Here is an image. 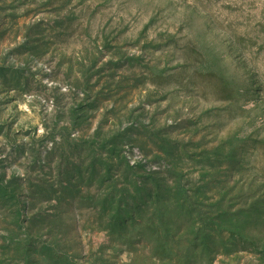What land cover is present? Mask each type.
<instances>
[{
  "label": "rangeland",
  "instance_id": "obj_1",
  "mask_svg": "<svg viewBox=\"0 0 264 264\" xmlns=\"http://www.w3.org/2000/svg\"><path fill=\"white\" fill-rule=\"evenodd\" d=\"M0 187V264H264V0H0Z\"/></svg>",
  "mask_w": 264,
  "mask_h": 264
},
{
  "label": "trees",
  "instance_id": "obj_2",
  "mask_svg": "<svg viewBox=\"0 0 264 264\" xmlns=\"http://www.w3.org/2000/svg\"><path fill=\"white\" fill-rule=\"evenodd\" d=\"M75 152L78 153L79 155L82 154V153H81L82 150H77V151H75ZM77 166H79V167L81 168L83 165H82V163L80 162V163H77ZM80 168H79V169H80ZM0 188H1V189H0V196H2V195L4 194V192H3V191H4V188H2V187H0Z\"/></svg>",
  "mask_w": 264,
  "mask_h": 264
}]
</instances>
